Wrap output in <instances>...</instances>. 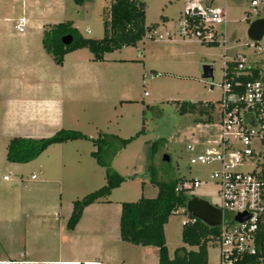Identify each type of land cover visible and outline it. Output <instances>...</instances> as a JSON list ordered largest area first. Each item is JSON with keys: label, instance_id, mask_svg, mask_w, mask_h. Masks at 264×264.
Instances as JSON below:
<instances>
[{"label": "rangeland", "instance_id": "1", "mask_svg": "<svg viewBox=\"0 0 264 264\" xmlns=\"http://www.w3.org/2000/svg\"><path fill=\"white\" fill-rule=\"evenodd\" d=\"M140 1L145 8V23L157 24L151 32L167 29L175 33L173 38L155 41L144 36L135 46L104 53L108 60L99 62H91L92 54L82 48L79 53L91 57L90 73L95 75L100 70L103 79L71 85L69 88L82 96L75 106H63L58 117L61 128L78 130L90 137L98 132L133 137L109 160L111 168L124 180L107 195V201L87 205L75 225V233L86 240L85 245L93 252L80 262L91 259L99 264H128L125 259L130 258L138 261L132 250L142 246L120 240L119 212L121 202L156 195L157 188L150 181V164L155 170V180L178 179L189 185L190 179H206L209 183L194 189L192 195L218 205L217 187L209 177L218 164L189 162L193 155L218 141L216 113L213 110L181 113L179 104L215 103L221 95L223 62L235 53L254 58L247 29L253 20L264 19V0H255L256 6H251V0H213L215 6L226 11L225 27L223 23L216 24L218 32H224L220 41L224 35L226 42L206 45L176 35L186 0ZM108 5L107 0H84L81 5L73 0H0V264H39L22 260L57 258L64 253L65 248L53 237V230L59 222L65 226L73 200L105 183V169L90 155L93 146L88 140L66 144V158L57 160L62 156L49 145L26 163L9 162L6 145L13 136L39 138L44 136L41 134L54 132L33 117L44 96L35 91L38 75L32 72L38 68L49 78L45 86L50 103L57 98L64 70L42 48L39 41L42 34L36 26L71 20L82 36L101 38ZM21 16L26 23L23 32H18L13 25ZM27 37L35 39L36 45L24 54ZM258 43L264 47V34ZM204 64L212 65V80L201 78ZM10 67L16 70L13 75L5 73ZM29 68L31 73L21 71ZM147 72L156 76L144 77ZM16 80L25 83L28 91L9 95L6 87ZM210 82L214 84L212 89ZM86 89L87 95L83 97ZM154 141L158 143L151 156ZM108 155L109 151H105L107 158ZM164 155L169 160L164 161ZM31 173L42 177L44 183L31 180ZM184 218L182 213H173L164 225L170 257L183 245ZM149 248L148 254L144 252L147 248H137L142 252L139 261L143 258L145 264H156V248ZM206 249L207 264H218V245L210 241Z\"/></svg>", "mask_w": 264, "mask_h": 264}, {"label": "built area", "instance_id": "2", "mask_svg": "<svg viewBox=\"0 0 264 264\" xmlns=\"http://www.w3.org/2000/svg\"><path fill=\"white\" fill-rule=\"evenodd\" d=\"M250 4L256 6L257 2L251 0ZM226 21L224 8H206L201 0H186L176 35L206 45L225 44L224 35L220 41L224 32H218L216 24L223 23L225 27ZM24 22L19 19L17 31H23ZM174 35L164 29L146 37L161 41ZM258 41L252 40L250 45L254 58L235 53L223 62L221 95L212 103L219 126L218 141L189 159L191 164H218L209 175L217 187L219 203L214 206L222 214L214 239L219 250L218 264H264V47ZM143 76L152 79L156 75L147 72ZM210 84L214 86L213 82ZM207 183L206 179H190L189 185L182 182L175 189L184 188L190 196L194 189ZM175 213L184 215L182 226L197 220L185 207ZM239 214L244 219L235 222Z\"/></svg>", "mask_w": 264, "mask_h": 264}, {"label": "trees", "instance_id": "3", "mask_svg": "<svg viewBox=\"0 0 264 264\" xmlns=\"http://www.w3.org/2000/svg\"><path fill=\"white\" fill-rule=\"evenodd\" d=\"M81 5L84 0H73ZM107 19L104 18L103 36L89 38L82 36L73 21L64 20L50 24L43 28L42 47L50 55L55 64L61 65L65 54L85 48L92 54L93 60H102L103 54L122 47L135 46L144 36L156 28V23H145V8L140 0H108ZM69 35L71 41L65 45L61 37ZM216 45V44H209ZM212 103H194L183 101L179 104L181 113L205 112L213 110ZM210 116L207 117V121ZM133 137L120 138L114 134L98 132L95 137H89L74 129H59L49 137L31 138L15 136L6 145V159L13 163H26L36 158L49 145L75 140H88L93 146L90 155L95 162L105 169V183L96 190L87 193L80 199L72 201L70 215L66 221V228L71 230L80 218L82 210L89 204L107 201L106 197L124 180L110 166V159L121 150ZM158 141L151 145V156ZM105 151H109L108 158ZM150 156V157H151ZM150 181L156 186L154 197H141L133 202H121L119 212V237L121 241L137 246H151L157 248L158 264H207V243L214 242L218 234L217 227H210L197 219L192 224H185L181 230L183 245L177 247L174 256L168 255L165 243L164 225L171 214L184 208L188 199L186 189L176 190V185L183 180L173 181L155 180V170L148 167ZM196 247L195 249H188Z\"/></svg>", "mask_w": 264, "mask_h": 264}, {"label": "crops", "instance_id": "4", "mask_svg": "<svg viewBox=\"0 0 264 264\" xmlns=\"http://www.w3.org/2000/svg\"><path fill=\"white\" fill-rule=\"evenodd\" d=\"M108 3H109V1H108ZM21 18L24 19V21H25L24 24L26 23V19L21 16L16 20V22L13 25V28H15V25L18 23L19 19H21ZM73 24H74V22H73ZM48 25H50V23H43V24L38 25L36 27L39 31H41V34H42L43 28L48 26ZM24 40H26V50H24V54H27V53H29V49L31 48V50H32V46L34 48V45H36V44H34L35 39L32 41V39L30 37H27ZM31 41H32L33 45L31 44ZM39 41H40L41 46H42V39H39ZM35 49H36V46H35ZM80 50L81 49H77V50H74V51H71V52L65 54L64 59H63V63L58 66L59 68H62V70H64V73H63V82L59 87V92L56 95L57 98H56L55 102H53V101L50 103L48 102V99L51 98V96L48 94V89L45 86L46 85L45 81L49 78L46 77V75L40 69L33 68V72L30 70V68L27 69L26 71L21 70L23 72H27V73L32 72V74L35 73L38 75V77L35 78V81H37L35 91H37L40 95L44 96V99H43V102L38 105V110H37L36 114L33 115V117L34 116L36 117L37 121H39L42 124L41 125L42 127L49 129V131H50V129H52V131H54L53 133L48 132L46 134H41V135H44L43 137H45V136L49 137V136L53 135L59 129H65V128H61L59 125V122H58V120H59L58 117L60 116V114L62 112V107L64 106L66 108V106H75L76 104H78L77 98H80L82 96V94H75L74 91H72L69 88L71 85L79 84L80 82L87 81L88 79L97 80L99 82H101L103 79L101 77L100 70H98V74H95V75L90 73L88 65L91 64V63H89V61H91L90 58L92 57V55H91V57H87L83 53H79ZM104 60H108V58L104 57V54H103L102 60H92L91 62H99V61H104ZM15 71L16 70H14L12 67H10L8 70L5 71V73H7V75H13L15 73ZM6 90L9 93V95H11V94L14 95L16 93H20L23 91L27 92L28 86H26L25 83L20 82V80H16V81H12L10 83V85H8L6 87ZM56 90H57V85H56ZM83 94H84L83 97L85 95H87V89L85 92H83ZM68 111H70V108L67 110V112ZM7 125H8L7 128H9V123ZM13 137H15V136H13ZM93 137H95V136H93ZM39 138H41V137H39ZM72 142L73 141H67V142H63V143L51 144L49 148H52V150L55 151V153L60 154L62 156V157H58L59 159L56 158L57 160H60L62 158H66V156L64 155L65 150L68 152V147H66L67 146L66 144H69ZM69 151H70V149H69ZM39 165H40V163H39ZM39 173H41V170H39ZM32 175H35V177L32 178ZM30 179L33 181L44 183V182H42L43 178L38 177L35 173L30 174ZM3 180H4V178H3ZM75 230H76L75 226L73 229L68 230L66 228V224H65V226H63V224L60 222L58 223V225H56V228L52 232L53 237L56 238L57 242H59L65 248V252L64 253L61 252L57 256V258L52 257V258H47V259H42V260H22V261L28 262V263H39V264H45V263H47V264H99V262L97 260H91V259L84 260V261L80 262V259L82 257L90 256V254L93 255L92 254L93 252L91 251V253H90V247L85 245L86 240L80 239L79 236H77V234L75 233ZM135 246H137V245H135ZM137 248H147L144 250V252L147 254L149 252H151V251H149V250H151L149 248V246L135 247L134 250H132V253H134L135 257H138V259H137L138 261H134L131 258L125 259L128 264H145V262L143 261V258H141L139 261V255L142 252L140 251V249H137ZM155 255L157 256V248H156V254ZM157 260H156V264L158 263Z\"/></svg>", "mask_w": 264, "mask_h": 264}, {"label": "water", "instance_id": "5", "mask_svg": "<svg viewBox=\"0 0 264 264\" xmlns=\"http://www.w3.org/2000/svg\"><path fill=\"white\" fill-rule=\"evenodd\" d=\"M204 5L206 8H211L214 6L213 0H205ZM264 34V19L263 18H257L253 20L247 29V35L251 40L258 41L262 35ZM71 41V36L65 35L61 37V42L65 45L69 44ZM202 73L201 78L202 79H210L212 80V65L210 64H204L201 67ZM209 88L212 89V84L209 85ZM163 160L167 161L169 160V157L167 155L163 156ZM185 209L188 214L192 215L193 217L199 219L204 224L210 226V227H217L221 223V210L216 208L214 205H211L207 201L200 199L198 197H191L187 200L185 204ZM244 219V215H236L235 216V222H240Z\"/></svg>", "mask_w": 264, "mask_h": 264}]
</instances>
